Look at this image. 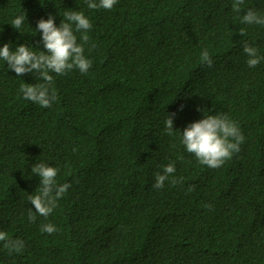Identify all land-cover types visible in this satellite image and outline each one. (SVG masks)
Here are the masks:
<instances>
[{
  "label": "trees",
  "instance_id": "obj_1",
  "mask_svg": "<svg viewBox=\"0 0 264 264\" xmlns=\"http://www.w3.org/2000/svg\"><path fill=\"white\" fill-rule=\"evenodd\" d=\"M233 2L118 0L93 10L86 0H0V47L43 51L35 28L50 14L59 26L65 11H82L92 24V66L53 73L50 108L19 91L38 76L18 77L0 60V231L24 242L22 252L0 242V264H264V60L250 68L243 51L247 43L264 56V26L241 23L249 8L264 15V0H244L240 13ZM24 13L17 31L11 22ZM206 111L227 115L245 137L219 168L181 143ZM35 163L70 184L48 217L28 200L40 184ZM49 223L57 230L41 232Z\"/></svg>",
  "mask_w": 264,
  "mask_h": 264
},
{
  "label": "clouds",
  "instance_id": "obj_2",
  "mask_svg": "<svg viewBox=\"0 0 264 264\" xmlns=\"http://www.w3.org/2000/svg\"><path fill=\"white\" fill-rule=\"evenodd\" d=\"M118 0H86L89 9L111 10ZM244 0H234L232 11L240 13ZM26 13L17 16L11 26L19 31L25 21ZM241 23L246 25L264 26V15L254 9L249 8L241 17ZM92 24L90 19L82 11H65L59 26L55 24V16L49 15L47 19L41 18L36 25V32H41V43L43 51H34L31 46L21 44L12 49L11 43H4L0 47V60L6 62L7 68L13 70L18 77L32 73L42 81L37 84L23 83L20 92L23 98L38 104L44 108H50L58 97L53 89L54 76L67 74L73 69H78L81 73H87L92 66V61L86 57L84 45L88 43V32ZM75 33H81L78 38ZM241 36L246 35L244 28H239ZM244 53L248 56L247 64L256 67L264 60V56L259 54V50L252 45L245 43ZM201 61L208 67L213 65L209 52L205 49L200 57ZM183 106H181L182 110ZM199 110V109H198ZM175 113H168L165 121V132L168 135L174 133L173 120ZM181 143L186 151L193 154L197 161L210 168H219L233 154L240 151L241 144L244 143L243 136L237 123L227 115H217L205 112L204 118L190 123L181 132ZM75 151V149H73ZM174 162L163 166V172L155 174L156 189H162L170 174L175 172ZM58 169L54 166H47L44 163H35L32 166V174L40 178V184L35 190V194L28 196L29 203L34 206L35 213L43 217H48L55 207L57 201L61 199L70 187L69 183L58 184ZM172 179L173 185L182 182ZM189 192L194 188L189 187ZM205 207H211L205 205ZM30 221L35 222L36 215L29 210ZM41 232L54 233L57 229L55 225L49 223L41 226ZM0 242H4V247L10 252H22L24 242L20 239H11L4 231H0Z\"/></svg>",
  "mask_w": 264,
  "mask_h": 264
}]
</instances>
